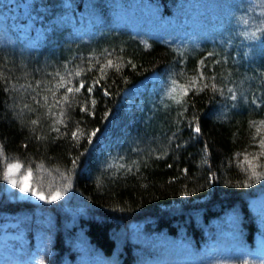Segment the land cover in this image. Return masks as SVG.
Returning <instances> with one entry per match:
<instances>
[{"label": "trees", "instance_id": "obj_1", "mask_svg": "<svg viewBox=\"0 0 264 264\" xmlns=\"http://www.w3.org/2000/svg\"><path fill=\"white\" fill-rule=\"evenodd\" d=\"M34 1L57 10L59 0ZM154 1L161 14L172 15L179 0ZM243 10V31L264 26V0ZM65 31L68 38L56 27L49 31L40 57L31 59L0 44V150L6 158L0 160V223L13 221L8 229L32 240L42 233L47 249L41 258L51 264H144L150 250L132 241L134 223L144 224L145 233L155 225L184 232L199 250L207 230L233 212L252 251L258 229L250 205L264 193V33L256 38L259 52L246 56L233 42L222 45L203 33L176 42L148 25L102 27L84 37L71 27ZM109 59L114 66L101 74ZM78 68L85 70L80 77L69 76ZM57 73L72 81L68 86L84 80L85 87L63 101ZM154 73L177 82L181 103L169 95L157 100L121 145L101 152L99 138L124 92ZM17 161L22 170L31 167L33 188L46 198L59 190L61 198L10 196L3 174L6 163Z\"/></svg>", "mask_w": 264, "mask_h": 264}, {"label": "rangeland", "instance_id": "obj_2", "mask_svg": "<svg viewBox=\"0 0 264 264\" xmlns=\"http://www.w3.org/2000/svg\"><path fill=\"white\" fill-rule=\"evenodd\" d=\"M251 1L179 0L172 15H163L154 0H59L54 5L57 10L34 0H0V44L12 49L22 60L31 59L40 57L38 50L45 46L49 31L55 27L60 37L68 38L66 27H71L75 36L84 37L102 27L134 29L148 25L169 33L176 42L190 43L196 33H203L222 45L233 42L237 52L247 56L261 49L259 41L249 38V32L242 30L241 13ZM56 43L55 46L59 45ZM171 89L172 85L157 73L127 89L116 117L99 138L100 151L109 153L121 145L130 133L129 127L139 123L143 112L153 109L154 103L169 95ZM24 173L25 170L14 169L12 179L22 182ZM31 180L32 177L25 183L32 187ZM6 184L12 197L39 200ZM250 207L258 229L252 251L250 244L241 240L240 224L233 212L227 213L215 229L207 230L206 240L199 250L192 247L184 232L169 233L157 225L145 233L144 224L134 223L131 239L150 250L144 264H228L232 259L249 256L255 258V264H264V193L254 197ZM12 222L0 223V264H41V261L51 264L41 258V253L47 249L44 235L39 232L41 236L38 234L32 240L25 233L9 230ZM79 264H100V261Z\"/></svg>", "mask_w": 264, "mask_h": 264}, {"label": "snow or ice", "instance_id": "obj_3", "mask_svg": "<svg viewBox=\"0 0 264 264\" xmlns=\"http://www.w3.org/2000/svg\"><path fill=\"white\" fill-rule=\"evenodd\" d=\"M258 33H264V26L258 28L257 31L255 32H252L250 33V37L251 39H256L258 38ZM113 61L111 59L107 60L106 62V65L102 66L99 71L101 72V74H104V68L105 67H113ZM116 67V70L119 71V65H115ZM90 70V69H89ZM85 70L84 69H77L76 71H74V73H69V76H72L74 75L75 77H80L82 72H84ZM58 77H59V80L60 82L56 85V88L59 89V88H64L65 89V94L63 95V101H68L69 100V96L68 94H72V93H79L84 87H85V81L84 80H80L79 81V85L75 88L71 87V86H68L72 83V81L69 79V80H65V77L64 76H61L60 73H57L56 74ZM202 73H201V77H202ZM195 80H193L191 83L194 85L195 84ZM97 84H99V80H93L91 82V84H89L88 88H87V91L89 93L92 92L93 90V87H95ZM172 89L171 91L169 92V96L175 100L176 103H181V100L180 99H177L176 95H174L177 91V88H176V85H177V82L175 80L172 81ZM208 85H205V87H207ZM28 87H31V85H28ZM214 89H215V86L213 85L212 86ZM183 91V88L181 89ZM231 91V90H229ZM107 94V93H105ZM186 94V92H185ZM55 96V94H54ZM236 97L233 95L232 96V99H235ZM45 101L48 100V97H45L44 98ZM57 103H59V101H57ZM93 104L95 103V101L92 102ZM86 110V109H84ZM61 115H63V113H61ZM33 123H36V121H33ZM195 132L199 133L200 132V128L199 126H197L195 129ZM58 131V129H57ZM98 131V130H97ZM259 131V129H258ZM73 135L75 136L76 133H73ZM96 135V131H93L91 133V136H95ZM261 145H264V140H261ZM0 160H5L6 161V158L3 156V153H2V150H0ZM73 164L75 165L76 164V161L74 160L73 161ZM40 168L43 167V165H40L39 166ZM24 168V165L21 164L19 161L15 162V163H6V170L3 174V179L6 180L13 188H17L19 189V192L23 193V194H26V195H32V196H35L37 197V199L39 200H42V201H46V202H53V201H56V200H59L61 198V195H60V191L57 190L56 192L52 193L49 197H45V195L43 194V192H38L35 188L31 187L29 184L25 183L26 181H28L31 177H32V169L31 167H28L26 170H25V173L24 175L21 177V181L22 182H16L15 180L12 179V176H13V170L15 169L16 171H19L20 169ZM253 175H256L255 172H253ZM70 186V182H69V185H67L66 187H69ZM41 264H43V261H41Z\"/></svg>", "mask_w": 264, "mask_h": 264}]
</instances>
